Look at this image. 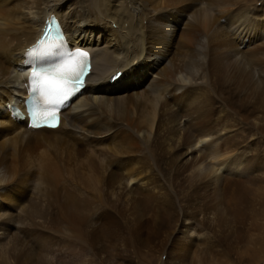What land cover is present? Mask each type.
Instances as JSON below:
<instances>
[{
    "label": "bare ground",
    "instance_id": "bare-ground-1",
    "mask_svg": "<svg viewBox=\"0 0 264 264\" xmlns=\"http://www.w3.org/2000/svg\"><path fill=\"white\" fill-rule=\"evenodd\" d=\"M246 1L243 8L239 0H0V264H20L26 250L46 249L45 243L22 245L23 232L63 228L73 242L94 240L103 226H122L102 210L107 207L122 208L123 226L144 246L150 243L141 239L142 227L155 238L175 227L170 246L158 249L172 254V264H200L199 250L215 259L234 251L237 261L230 264H264V186L253 187L264 182V170L242 167L228 145L237 120L264 122V16L238 21L239 14L262 9L260 0ZM50 14L72 45L91 50L92 68L59 126L32 129L8 103L20 105L25 95L23 54ZM223 17L232 31L221 37L215 28ZM246 26L250 36L236 32ZM227 57L233 66L227 67ZM244 78L256 86L242 94ZM216 95L228 103L244 95L251 100L232 115L218 110L223 119L212 121ZM159 141H173L183 153L187 180L207 178L216 205L200 213L179 205L176 216L154 214L169 189L156 177ZM149 207L155 208L151 219ZM214 226L224 232L203 234ZM44 248L38 251L47 256Z\"/></svg>",
    "mask_w": 264,
    "mask_h": 264
},
{
    "label": "rangeland",
    "instance_id": "rangeland-1",
    "mask_svg": "<svg viewBox=\"0 0 264 264\" xmlns=\"http://www.w3.org/2000/svg\"><path fill=\"white\" fill-rule=\"evenodd\" d=\"M239 1L240 3L243 4V8H246L247 5L250 4V1H246V0L244 2H241V0ZM257 6L258 7L261 6L262 9L254 8L251 11H249L246 15L239 14L238 16L240 17V19L238 21L247 19L248 22L252 23L248 19L247 15H251L256 20L257 19L260 20L261 18H263L264 2L262 0L258 1ZM234 7L236 9L237 5ZM232 10H234V8H232L231 11ZM215 13H216L215 16H219V13L217 12ZM219 23L221 24V26L219 28H215V33L217 35L223 37V32L228 34L229 32L232 31V29L227 25L225 17L219 18ZM233 27H235V25H233ZM246 28H249L250 31L252 32L250 26H246L244 29L238 28L236 32L239 34L244 33L246 35L247 34L246 32H248ZM250 34L251 33H249V36ZM243 46L244 45H241L240 47H243ZM229 47H230L229 44L228 45L223 44L222 46V48L224 49L229 48ZM225 61L226 62L228 61L227 67L234 65L233 59L231 57L225 58L224 62ZM262 65L264 66V63H262ZM241 83H242L241 86L243 88V92L241 91L240 92L242 94H244L245 92H249L246 90L245 87L253 83L252 79L244 78L242 79ZM253 86H256V85L253 83ZM217 95L213 99V102H214L213 106L214 105L215 106H214V109H212V111L215 113L211 112L212 114H211L210 120L212 121H214L215 119L217 120L223 119V117L221 116L218 110H224L227 113L232 115L233 113L237 112L240 108L247 109V106L245 105L244 100H249V99L251 100V97L244 95L242 98L237 97L236 104L228 103L227 100L226 101L220 100V98ZM221 95L227 97L230 94L225 91H222ZM247 119L249 120V122H247L248 120L244 122H240L237 120L238 125L230 129L232 130L231 135L233 137L231 139L232 141L230 140L228 142V145L230 144L231 148H233L232 154L236 153L235 155H236L237 163L241 161L240 163L242 167L243 166L248 167V164L249 166H256L254 167L255 169L253 170L251 169L250 171L257 173L259 170H262V169L264 170V131H262L264 130V122H261L263 123V125H261L263 126V128L260 126V124H258L260 126L259 128L258 125L252 126V123H251L252 118L250 119L249 117H247ZM233 122L234 120L231 121V124H233ZM248 123L250 125H248ZM210 125H211V122H210ZM250 126L252 127V129ZM259 129H262V130H259ZM172 142L173 141H159V143H161L160 146L154 150L155 151L154 156L156 159V163L158 164V170L156 172V177L161 183L169 187L167 195H166L167 199L165 201V205L159 209H156L154 214L158 217L162 216L164 213H169V214L176 216L179 205L180 206L182 205L181 207H184L186 210L188 209L187 207H189L190 211H195L199 213L204 212L206 211L207 207L216 205L217 199L215 197L208 196V194L211 193L210 191L211 186L209 187L208 184H207L208 187L205 186L206 185L205 182L207 178L206 179L203 178L202 180H200V178L195 179V180H192V179L187 180L185 178L182 172V169H181V163L184 160V155L183 153H180L176 150L175 145ZM244 157L246 159H243ZM232 158H234V156H232ZM237 173L239 175L242 174L239 171ZM242 180L243 179L241 178V181ZM244 180H245V177H244ZM200 182L201 184L203 183L202 186L204 188H207V189L209 188L208 189L209 191L204 188L202 189V187H199L202 190L195 191L196 186ZM262 183L264 182L254 183L253 187L256 188V187L264 186V184ZM244 184L245 183H243L242 185ZM261 203L262 202H259L258 204L259 207L261 206ZM154 209L155 208L153 207L152 209H150L149 207L148 211L146 212V217H150V215L153 214ZM102 210H107L106 212H108V217L112 215V217H114L120 224L122 223V226L120 227L110 226V228H108L109 231L106 227L105 229H103L104 228L103 226L100 229L101 230L100 232H102V234H98V236L96 235V238H94V240L84 241L82 238L72 239L73 242L75 240V242L77 243L76 244L77 248H75L74 246L75 244L71 242V238L73 235L68 236L67 235L68 232L63 230V228H60V229L57 227H55L54 229L44 228L46 230L44 231L43 228L40 227L42 230L38 228L37 230L39 231L37 233L36 231L35 232L28 231V232H23V233L18 234L20 237L24 238L23 240L19 241L24 246L28 247L31 245L36 248L38 243H41V245L45 243L46 249L44 247L43 248L45 249L46 255H47V256L45 255L43 256L42 254H45V253L38 251V249L39 250L43 249L42 247H37V249H32V250H26L25 254L22 255L23 257L21 258L20 264H26V263L28 264L29 263L30 264H47V263L48 264H169V262L170 264L173 263L171 260L172 254L169 253L167 257V254L165 252L160 253L158 249L160 248L165 249L168 246H170L167 241L169 239V234H171L174 231L177 232L175 230L176 229L175 227H172L173 231L171 233H168L165 231H158L156 234V238L153 237L152 234L147 231V229H145V232H143L144 227H142L141 232L143 233V235L141 236V239H144L146 242L150 243L149 246H144L140 243H137L136 237L132 234L130 235V231L127 230L128 228L123 226L126 216H124V211L122 210V208L113 209V208L107 207ZM152 216L149 219H151ZM186 222L187 221L184 220L182 223L185 224ZM97 224H98L97 222H94V224L90 223L88 228H95ZM106 226H109V225H106ZM15 227H18V226L16 225ZM216 227L218 228L215 229V226H214L215 232L210 233V230L205 229L203 231V234L209 233L211 237L213 238L215 237V235L217 236L218 234L220 235L224 232V229H221V228L218 232L217 229H219V226H216ZM56 229L58 232L56 231ZM165 229L167 231H170L171 227L167 225L165 226ZM52 231L56 233H53ZM190 235H194V237H198L196 236V234H190ZM25 236H27L28 239ZM59 236L61 237V239L65 241L63 240L61 241ZM37 239L40 242L37 241ZM66 239L70 241L67 242ZM24 242H26L27 244ZM60 243L63 245H61ZM66 243L68 244L66 245ZM163 243H166V244L163 247H160V245ZM16 245H17V239L15 237V246ZM68 245L69 246L72 245V246L69 247ZM16 248L19 249L18 246H16ZM198 248H201V247H198ZM176 252H178V250ZM176 252L174 253V255L176 254ZM198 252H200V255H199L200 264H224L225 260H227L225 262L226 264L228 260L235 261V262L237 261L236 259L237 256L236 254L233 253L234 251L228 255H225L224 256L225 258H223L222 256L219 257L221 260L218 258H216L217 259L216 260L215 258H211L210 256L209 257L205 256L206 254L202 250H199ZM218 260L220 262H218ZM227 264H230V263L228 262Z\"/></svg>",
    "mask_w": 264,
    "mask_h": 264
},
{
    "label": "snow or ice",
    "instance_id": "snow-or-ice-1",
    "mask_svg": "<svg viewBox=\"0 0 264 264\" xmlns=\"http://www.w3.org/2000/svg\"><path fill=\"white\" fill-rule=\"evenodd\" d=\"M50 49L42 47L40 54ZM37 49H32L36 53ZM88 52L77 50L68 58L50 67L32 71L31 91L40 97V103L31 113V126L56 128L60 124L59 108L68 101L83 85L88 72Z\"/></svg>",
    "mask_w": 264,
    "mask_h": 264
}]
</instances>
